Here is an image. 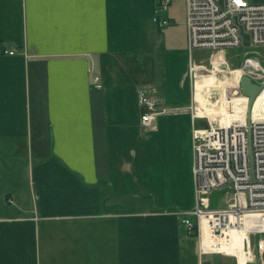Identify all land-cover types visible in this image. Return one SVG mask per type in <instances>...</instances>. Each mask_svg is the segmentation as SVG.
I'll list each match as a JSON object with an SVG mask.
<instances>
[{
	"label": "crops",
	"instance_id": "1",
	"mask_svg": "<svg viewBox=\"0 0 264 264\" xmlns=\"http://www.w3.org/2000/svg\"><path fill=\"white\" fill-rule=\"evenodd\" d=\"M158 1L0 0V264H244L209 245L205 220L215 254H200L182 221L194 205L188 68L203 52L189 51L185 1L171 0L167 26L151 19ZM213 79L208 101L221 96ZM153 88L160 111L179 110L144 131L138 93ZM262 215L227 237L264 230Z\"/></svg>",
	"mask_w": 264,
	"mask_h": 264
},
{
	"label": "built area",
	"instance_id": "2",
	"mask_svg": "<svg viewBox=\"0 0 264 264\" xmlns=\"http://www.w3.org/2000/svg\"><path fill=\"white\" fill-rule=\"evenodd\" d=\"M186 3V26L188 47L193 51H210L208 65L189 62V75L193 87L206 71L217 70L222 79L223 94L212 97V102L236 96L242 98L244 109L222 112L214 110L199 111L198 102L192 101V178L194 185V205L189 211L180 212L188 232L198 231L200 254H211L201 237L200 222L215 227L243 224L248 214L264 213V100L259 114L255 115L253 106L249 109V97L241 92L240 81L243 76L253 84H264V58L243 57L240 68H231L227 51L240 47H264V4H250L247 0H184ZM171 0H159L153 7L152 21L160 26L170 22L166 16ZM242 33L249 39L243 45ZM13 55V50L5 51ZM236 73V74H235ZM221 74V78L219 77ZM237 75L238 77L236 78ZM92 82L98 84L99 77ZM215 84L211 85L213 89ZM215 92V91H213ZM155 90H141L138 93L141 108L140 123L146 130L155 128L158 100ZM216 109V110H215ZM228 110V108H227ZM213 116V117H211ZM195 120L203 121L197 126ZM227 188L231 197L224 207L214 208L211 195L217 190ZM194 219V221H193ZM195 222V223H194ZM257 250L262 254L264 240H259ZM262 264L264 257L260 256Z\"/></svg>",
	"mask_w": 264,
	"mask_h": 264
},
{
	"label": "rangeland",
	"instance_id": "3",
	"mask_svg": "<svg viewBox=\"0 0 264 264\" xmlns=\"http://www.w3.org/2000/svg\"><path fill=\"white\" fill-rule=\"evenodd\" d=\"M247 1L250 4H264V0H247ZM151 19H152V15H151ZM210 54H211L210 51L203 52V56L200 57L201 63L208 65V59H209ZM201 55H202L201 52H199V56H201ZM257 55L264 58V47H261V46H258V47H240V48H235L233 50L227 51V59H228L229 66L231 68H240L242 65L243 57H248V56L252 57V56H257ZM208 67H209V65H208ZM188 72H189V70H188ZM206 72H209V70ZM217 73H220V72L215 73L213 71L211 74L212 77H215L217 79V81H223L222 79L218 78ZM235 76H236V78L238 77L237 75H235ZM219 77L221 78V74H219ZM191 81H192V79H191ZM196 83H199V81L197 80ZM192 85H193V81H192ZM150 90H152V89H150ZM150 90H147V91H150ZM200 90L202 91L203 98H204L206 96L205 95L206 92L204 91V90H206V88L203 87ZM155 92H156V90H155ZM193 95H194V87H193ZM214 95H216V94H214ZM156 97H157V95H156ZM212 97L213 96H211V97L209 96L210 100H212ZM203 98L200 100H197L198 104L201 106V108H202V102L201 101H203ZM206 98H207V96H206ZM157 100H158V98H157ZM192 101L194 102V98L192 99ZM192 101H191L189 109H188L189 110L188 112L190 114H191V107L193 106ZM212 103H215V102H212ZM261 106L262 105H260V108H261ZM260 108H257V111H259ZM157 109H158V104H157ZM163 109L164 110H161V111L159 109L158 110L160 111V113H165V112H170L172 108H163ZM172 110L178 111L179 108H175ZM212 110L213 109L207 108V111H212ZM232 110L233 109H230L228 112H233ZM211 117H213V116H211ZM195 124L197 126H200L201 124H203V121L195 120ZM192 128H193V126H192ZM154 130H156V127L155 128H149V129H146L144 131H154ZM210 197L212 200V206L214 208H222V207H224L227 200L231 197V191L229 192V190L227 188H223L221 190H217L216 192H213V194ZM6 203H7V200H6ZM262 216H264V215H262ZM251 219H256V218H250V220ZM241 225H244V224H242V223L236 224L235 223V225H230V228H241ZM215 228H216L215 235L210 234L209 239L207 238L209 240V241L207 240V242L210 243L209 245H215L217 243L215 246H220L221 248H223V247L227 248V249H223V250L224 251L230 250L231 252H233L231 254H235L238 257L241 256V257L245 258L244 264H262V261L260 260V256L264 257V251L261 254L257 250V244H258L259 240H264V230H259L257 232L249 233L248 238L246 240H243L240 242V241H237L236 238L234 240V238L227 237V234L225 232L227 230V228L224 225H221V226L215 227ZM195 229H196V233H194ZM195 229L192 232H193V235L196 237L197 241L199 242L198 231H197V228H195ZM208 251H209V248H208ZM216 253H218V251H216ZM212 254H215V253H212ZM218 254H221L224 256H229L233 260V263L235 264V262H236V264H237L238 259L235 256L225 255L223 253H218Z\"/></svg>",
	"mask_w": 264,
	"mask_h": 264
},
{
	"label": "bare ground",
	"instance_id": "4",
	"mask_svg": "<svg viewBox=\"0 0 264 264\" xmlns=\"http://www.w3.org/2000/svg\"><path fill=\"white\" fill-rule=\"evenodd\" d=\"M215 73L217 72V70H213ZM213 71H210L209 70V72H206L205 73V75H204V73H203V75H202V77L200 78V79H197L198 81H199V83L200 82H202V83H204V88H206V90L208 91V93H215V92H213V89L210 87L211 86V84H213V83H215V80L213 79V80H210V77H212V72ZM222 83H221V91H220V93H221V96H222V94H223V88H222ZM203 87H201V88H199V90L200 89H202ZM207 93V92H206ZM211 97V96H210ZM221 100H219V101H217V103L215 102V103H212V101L210 100V98H209V101H208V98H207V101H206V107L208 108V109H213L214 110V108H212L211 106H216V108L218 107L219 108V110H221L222 111V107H223V112H226V113H228V111L230 110V109H233L232 111H234L235 109L237 110V109H244V106H243V104H242V98H237L236 96H231L230 98L229 97H227V98H220ZM263 100H264V92L261 94V95H259V97L256 99V101H255V103H254V106H253V111L254 110H256V113H254L255 115H258L259 114V111H257V108H260V105H262L263 104ZM196 101V100H195ZM208 102H209V104H208ZM222 104V105H221ZM199 105V104H198ZM227 108H228V110H227ZM199 111H203V110H206V108H204L203 107V105H202V108H201V106L199 105V109H198ZM212 110V111H213ZM216 110V109H215ZM211 111V112H212ZM255 214H263L264 215V213H255ZM249 215V214H248ZM248 215H245V217H244V221H245V219H246V217L248 216ZM204 225H205V222H204ZM200 229H201V237H202V228H201V222H200Z\"/></svg>",
	"mask_w": 264,
	"mask_h": 264
},
{
	"label": "water",
	"instance_id": "5",
	"mask_svg": "<svg viewBox=\"0 0 264 264\" xmlns=\"http://www.w3.org/2000/svg\"><path fill=\"white\" fill-rule=\"evenodd\" d=\"M242 36H243V45L248 46L249 45L248 36L244 33H242ZM240 87H241L242 94L249 97L248 107L250 109L254 100L264 88V84L260 86L253 84L249 78H247L246 76H243L240 81Z\"/></svg>",
	"mask_w": 264,
	"mask_h": 264
},
{
	"label": "trees",
	"instance_id": "6",
	"mask_svg": "<svg viewBox=\"0 0 264 264\" xmlns=\"http://www.w3.org/2000/svg\"><path fill=\"white\" fill-rule=\"evenodd\" d=\"M195 223V222H194ZM194 233H196V229H195V232Z\"/></svg>",
	"mask_w": 264,
	"mask_h": 264
}]
</instances>
